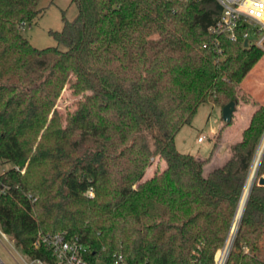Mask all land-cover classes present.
I'll list each match as a JSON object with an SVG mask.
<instances>
[{"label":"trees","instance_id":"16d2710c","mask_svg":"<svg viewBox=\"0 0 264 264\" xmlns=\"http://www.w3.org/2000/svg\"><path fill=\"white\" fill-rule=\"evenodd\" d=\"M38 49L21 33L43 11L39 0H0V229L32 260L56 264L39 233H65L91 261L214 264L232 225L241 189L264 128L252 113L230 156L207 173L209 157L180 152L175 137L199 106L222 108L238 95L264 49L210 28L216 0H71ZM89 96L71 117L115 110L96 136L73 135L55 108L72 76ZM94 103V104H93ZM225 124H231L225 123ZM156 160L164 167L144 179ZM93 196L87 195L88 189ZM226 264H264V186L245 204Z\"/></svg>","mask_w":264,"mask_h":264},{"label":"rangeland","instance_id":"374dc122","mask_svg":"<svg viewBox=\"0 0 264 264\" xmlns=\"http://www.w3.org/2000/svg\"><path fill=\"white\" fill-rule=\"evenodd\" d=\"M38 6L43 8L42 13L30 24L25 25L21 33L38 49L55 46L57 43L50 34V31L61 30L63 16L69 20L73 19L77 14V8L71 0H39ZM238 95L248 97V102H239L233 114L231 124H225L219 106L212 103L199 106L191 124L182 127L178 132L176 136L177 149L182 153H190L201 159L209 157L213 152L211 160L221 146L229 142V140L226 141L224 133L237 129L241 132L237 137L242 138V132L244 131L242 128L246 122L249 123L248 120H250L256 107L258 105L264 106V54L247 75L243 85L238 90ZM88 96L89 92L83 88L81 79L76 75H72L64 85L55 105L60 116L61 125L68 133L78 135L90 132L98 136L100 131L104 133L107 131L106 129L109 130L111 127L115 119L114 108L107 110L96 107V114L93 117H88L84 121H77L75 129H67L71 117ZM200 135H205L206 138L198 142L197 138ZM233 137L235 135H231V138ZM232 140H235V138ZM235 142L233 141V143ZM233 143H230L228 148ZM153 164H155V170H161L165 165L160 161H155ZM216 166L217 163L215 162H207L204 166V173H207ZM11 167V163L0 160V173ZM144 179H146V173ZM241 207L242 204L238 207L237 216L240 213ZM23 256L14 245V242L0 229V264H26L23 260L26 258ZM27 259L32 261L29 257ZM32 264L38 263L33 262Z\"/></svg>","mask_w":264,"mask_h":264},{"label":"built area","instance_id":"2783aa9c","mask_svg":"<svg viewBox=\"0 0 264 264\" xmlns=\"http://www.w3.org/2000/svg\"><path fill=\"white\" fill-rule=\"evenodd\" d=\"M221 6V14L215 24L209 29L211 33L225 35L228 39H238V31L244 25L246 30L243 39L246 43H254L264 49V0H216ZM205 135L197 138L203 141ZM264 178V129L257 141L248 171L241 189L237 203L234 222L223 244L215 253L214 264H226L233 241L237 232V225L243 213L245 204L255 185H260L259 180ZM87 195L93 196V190L88 189ZM242 204L237 216L239 205ZM236 222V223H235ZM35 249L45 248L50 251L56 264H127L122 256L111 262L99 260L91 261L85 257L86 247L76 238L67 237L65 233H39L34 242ZM39 261V260H38ZM40 264H46L39 261Z\"/></svg>","mask_w":264,"mask_h":264},{"label":"crops","instance_id":"0c3cea01","mask_svg":"<svg viewBox=\"0 0 264 264\" xmlns=\"http://www.w3.org/2000/svg\"><path fill=\"white\" fill-rule=\"evenodd\" d=\"M253 112V111H252ZM234 113H235V111H234ZM233 113V114H234ZM233 118V117H232ZM249 121V120H248ZM247 124H248V122H246L245 123V125L243 126V128H242V130L243 129H245L246 127H247ZM184 127V126H183ZM240 131H238L237 129L236 130H234V131H229V132H226V133H224V137H225V139H226V141H228L229 140V142L228 143H225V144H223L222 146H221V148L218 150V152L214 155V157L209 161L210 163H212V162H215V163H217V165H221V164H223L224 162H225V160H227V158L230 156V150H229V144L230 143H233V141L235 142V141H239V140H241V138H239V137H237L238 136V134L240 135ZM231 135H235V137H233V138H231ZM177 136V135H176ZM235 138V140H232V139H234ZM231 139V140H230ZM175 144H176V137H175ZM156 161H160L162 164L164 163V161L163 160H156ZM154 165L155 164H153V165H151L149 168H147V170H146V178H149V177H151L152 175H153V173H154V171H155V167H154ZM21 252V251H20ZM22 253V252H21ZM23 254V253H22ZM24 256L23 257H25L26 259H23L25 262H26V264H32L33 262H37L38 264H40V262L38 261V260H32V261H29L27 258H28V256L27 255H25V254H23ZM22 256V255H21Z\"/></svg>","mask_w":264,"mask_h":264},{"label":"water","instance_id":"95a60500","mask_svg":"<svg viewBox=\"0 0 264 264\" xmlns=\"http://www.w3.org/2000/svg\"><path fill=\"white\" fill-rule=\"evenodd\" d=\"M221 111H222V119H223V121L225 123H230L232 121L233 113L235 111V103L233 101H230L229 103H227L226 105H224L221 108ZM259 184L264 186V178H261L259 180ZM239 222H240V220L238 221L237 228L239 226Z\"/></svg>","mask_w":264,"mask_h":264}]
</instances>
